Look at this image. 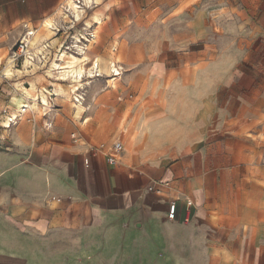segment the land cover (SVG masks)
Segmentation results:
<instances>
[{
    "label": "crops",
    "instance_id": "1",
    "mask_svg": "<svg viewBox=\"0 0 264 264\" xmlns=\"http://www.w3.org/2000/svg\"><path fill=\"white\" fill-rule=\"evenodd\" d=\"M48 1V9L58 2ZM5 2L34 14L33 1ZM183 10L194 39H235L237 53L246 52L237 39H248L249 47L264 39V0H192ZM191 48L219 52L210 42ZM249 95L232 94L231 106L221 102L218 88L200 93L192 114L184 115L171 104L168 124L150 130L147 143L136 141L135 150L134 137L121 140L116 165L60 136V127L16 131L0 153V264L33 262L31 247L48 245L54 233L70 234L72 245L112 264H264V99L256 88ZM162 132L167 143L159 141Z\"/></svg>",
    "mask_w": 264,
    "mask_h": 264
},
{
    "label": "rangeland",
    "instance_id": "2",
    "mask_svg": "<svg viewBox=\"0 0 264 264\" xmlns=\"http://www.w3.org/2000/svg\"><path fill=\"white\" fill-rule=\"evenodd\" d=\"M18 1L22 7L33 1V6H30L31 3L28 6L33 16L22 13L20 8L12 9L4 4L5 0H0V55L3 57L0 77L5 84L4 87L0 86V153L8 151V143L13 141L16 131L21 134L25 127L40 130L47 124L50 127L53 125V128L60 127V136L83 144L91 152L100 145L107 149L116 141L122 140L124 143V139L133 137L135 145L132 144L131 148L137 150L136 141L141 142L144 138L147 143L152 135L150 130L162 129L168 124L171 104L176 105L177 114H192L196 95L210 93L217 88L221 102L231 106L234 104L232 94L240 93L247 99L252 88H256L264 99V39L253 40L250 47L248 39H237L235 45L239 44L241 50H246L245 53H237L232 46L235 39L189 37L191 31L186 29L183 9L192 0H103L106 5L87 8L82 20H75L72 13L63 14L66 10L62 11V15L58 14L60 7L63 8L68 0H58L51 9L47 7L48 0ZM80 1L85 3V0ZM95 13L106 18L96 54L116 61L117 67H121V74L116 75L118 79L111 82L109 79L112 77L98 75L87 81L82 93L88 111L81 117L74 115L72 99L53 96L52 88L46 92L53 105L50 117L40 118L34 111L27 110L22 112V119H16L17 124H11L8 129L3 128L6 123L10 126L9 118L14 119L11 114L17 111L13 98H23L12 84L34 80L39 92H42L43 86L48 88L49 80L43 73L46 72L45 62L57 57L61 48L69 49L78 38H82L85 43H88L85 41L86 36L93 39L97 26ZM67 15L71 20L64 18ZM47 19L53 23L56 21L54 32H47L41 27ZM87 20L94 22L93 28H86ZM32 28L40 31L42 39L38 46L46 42L49 45L48 58L39 55L37 65L29 68L28 73L23 68L26 63L21 57L15 68L23 69V73L3 75V69L19 48L21 39ZM50 37H57V40L54 42ZM202 42L217 45L219 52L191 53V46ZM31 69H36L35 73ZM218 77L232 81L218 87L209 84L210 79ZM174 78L178 80L177 84H169L170 79ZM146 116L149 118L146 119ZM87 117L90 120L85 122ZM158 137L161 144L167 143L169 134L162 132ZM26 142L31 146L30 140ZM51 236L48 245L31 247L33 262L18 260L16 263L112 264L104 260L103 254L96 256L95 251L92 252L88 247L72 245L70 234L60 236L54 233Z\"/></svg>",
    "mask_w": 264,
    "mask_h": 264
},
{
    "label": "bare ground",
    "instance_id": "3",
    "mask_svg": "<svg viewBox=\"0 0 264 264\" xmlns=\"http://www.w3.org/2000/svg\"><path fill=\"white\" fill-rule=\"evenodd\" d=\"M102 2L103 0H85V3H82L80 0H68L63 5V8L60 7V12L58 14L61 13L62 15V11L66 10L63 14L72 13L75 20H82L83 16L87 12V8H92V6H102L105 4H102ZM93 15L95 19L94 21L97 23L93 39H88L85 35V41L88 42L85 43L82 38H78L76 39L77 41H75L76 43L69 49L64 50L65 47L63 49L61 48L57 57H53L54 59L47 60L45 62L46 72H44V74L49 80V83H51L54 87V93H52L53 96H56L57 98L63 96L64 98H67V100L71 98V108L76 117H81L88 111V108H86L85 105V96L82 93V90L86 88L88 80L95 78L98 75H105L112 77L109 81L114 82L118 79V76L116 75L120 74L116 61H114L113 58L96 54V47L101 43L102 31L106 18L105 15H100L98 13ZM64 18L70 19V16L67 15ZM92 23H94L92 20H87L86 28H93ZM55 25L56 21L53 23L51 19H47L42 23L41 27L47 32H52L55 30ZM31 33L32 36L29 38V50L37 56L44 55V57L48 58L47 55L49 54L48 52L50 48L49 45H46L47 42L43 43L41 47L38 46L39 42H41L40 39H42L40 31L32 28ZM50 38L54 42L57 40V37ZM113 54L111 56H114ZM12 61L13 60L10 59L9 63L4 67L3 75L12 76L15 72L23 73V69L13 68L14 66L11 64ZM25 63L26 68L28 67V64H34V66L36 65L34 62H29V59H27ZM2 65L3 57L0 55V67H2ZM27 70L29 69L27 68ZM64 81H67L68 83H60ZM29 82V84L23 81L16 82L17 90L21 92L23 98L15 96L12 100L17 110L13 113L15 124H17L16 119L19 117L22 119L24 117L22 112H28L27 110L34 111L40 116V118H48L52 115L53 105L46 94L49 88L43 86L41 88L42 92H39L36 82L34 80ZM69 83L71 84L69 85ZM64 98L63 100H66ZM89 120L90 117H87L85 122H88Z\"/></svg>",
    "mask_w": 264,
    "mask_h": 264
},
{
    "label": "built area",
    "instance_id": "4",
    "mask_svg": "<svg viewBox=\"0 0 264 264\" xmlns=\"http://www.w3.org/2000/svg\"><path fill=\"white\" fill-rule=\"evenodd\" d=\"M32 29H29V31H27V34L24 36L23 39H21L20 41V44H19V48L17 49V51H15L13 53V55L11 56L10 59H12V64L13 66L15 67L17 65V63H19V59L21 57H23V62L25 63L27 59H29V62H34L36 63L37 65V62L38 60H40V57H38L37 55H35L31 50H29V38L32 36ZM37 58V60H36ZM44 62V61H43ZM42 62V64H43ZM39 63H41V61H39ZM28 66L30 68H32L34 66L31 65V64H28ZM119 67V71L121 70V67ZM121 74V72H120ZM10 119V124H15V119ZM123 150H124V146H123V143L121 141H116L114 142L110 147H108L107 149H105L104 145H100L98 147H96L93 152L95 154H98V153H103L105 158H106V161L111 164V165H116L118 164L119 160H120V157L123 153ZM154 187H150V189H153ZM193 205V201L190 200V199H187L186 201V206H187V209H186V213L189 215L191 210L190 208L192 207ZM176 209H177V202L176 201H173L169 204V209H168V217L169 219H175L176 218ZM186 221L189 220L188 216L185 218Z\"/></svg>",
    "mask_w": 264,
    "mask_h": 264
}]
</instances>
